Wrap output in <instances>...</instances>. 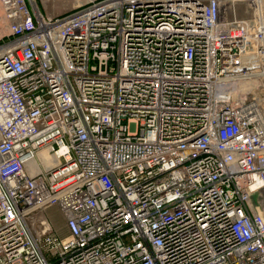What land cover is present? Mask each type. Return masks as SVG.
<instances>
[{
    "label": "built area",
    "instance_id": "built-area-1",
    "mask_svg": "<svg viewBox=\"0 0 264 264\" xmlns=\"http://www.w3.org/2000/svg\"><path fill=\"white\" fill-rule=\"evenodd\" d=\"M0 5V264H264V0Z\"/></svg>",
    "mask_w": 264,
    "mask_h": 264
},
{
    "label": "rangeland",
    "instance_id": "rangeland-1",
    "mask_svg": "<svg viewBox=\"0 0 264 264\" xmlns=\"http://www.w3.org/2000/svg\"><path fill=\"white\" fill-rule=\"evenodd\" d=\"M37 6L44 14L48 15H62L81 3L89 0H36ZM1 9V5H0ZM1 11V10H0ZM48 216L57 225L60 226L63 223V216L57 207H51L48 210Z\"/></svg>",
    "mask_w": 264,
    "mask_h": 264
},
{
    "label": "bare ground",
    "instance_id": "bare-ground-1",
    "mask_svg": "<svg viewBox=\"0 0 264 264\" xmlns=\"http://www.w3.org/2000/svg\"><path fill=\"white\" fill-rule=\"evenodd\" d=\"M32 1H33L34 5H35V8L37 9L38 8L37 1L36 0H32ZM1 14H2V12L0 11V33L5 30V25H6V23H5L6 21H5L4 17H3V15H1ZM253 85H255V83L251 82L249 84H244L243 87L246 88V87L253 86ZM42 154L46 155L45 152L42 153Z\"/></svg>",
    "mask_w": 264,
    "mask_h": 264
}]
</instances>
